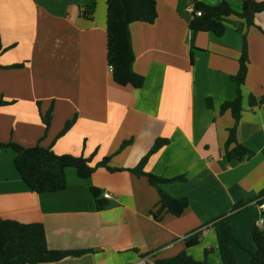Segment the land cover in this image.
I'll use <instances>...</instances> for the list:
<instances>
[{
    "label": "crops",
    "instance_id": "1",
    "mask_svg": "<svg viewBox=\"0 0 264 264\" xmlns=\"http://www.w3.org/2000/svg\"><path fill=\"white\" fill-rule=\"evenodd\" d=\"M94 1L92 18L86 19L81 12L90 0H0V99L13 102L0 107V141L25 148L39 143L56 155L91 157V167L111 157L109 166L119 170L97 168L79 178L67 168L64 190L38 194L16 171L13 151L1 149L0 218L42 224L50 249L92 251L42 264H132L183 251L196 261L222 264L212 222L231 215L235 239L250 248L253 226L264 212L254 204L264 199V12L256 15L255 26L241 32L236 27L242 21L231 17L222 37L204 32L192 37V0H155L153 24L129 25L132 68L144 77L143 86L134 89L112 79L106 62V0ZM226 1L241 12L243 0ZM244 40L248 62L237 139L254 155L237 162L225 157L227 130L234 122L219 108L235 97L230 78ZM16 64L24 66L5 68ZM50 107L45 133L41 115ZM74 116L71 128L54 140ZM157 139L167 144L149 157L144 171L185 177L161 186L171 197L187 198L180 216L156 214V189L127 171ZM91 188L99 191L104 209H96ZM238 203L248 210L233 213ZM201 229L206 230L200 243L187 248L185 237ZM232 249L239 264L249 263L248 252Z\"/></svg>",
    "mask_w": 264,
    "mask_h": 264
},
{
    "label": "trees",
    "instance_id": "2",
    "mask_svg": "<svg viewBox=\"0 0 264 264\" xmlns=\"http://www.w3.org/2000/svg\"><path fill=\"white\" fill-rule=\"evenodd\" d=\"M193 12L192 19L189 21L188 28L192 37L200 32L211 33L220 38L224 35L229 18L235 17L242 21V25L236 27L241 32L242 27L248 28L254 25L257 14L264 12V0H243L242 10L236 13L231 9L226 0H219L215 5H210L201 0H192ZM95 1L90 0L81 12L86 19L92 18ZM196 11L201 14L197 16ZM157 18L155 0H106V62L110 68L112 79L119 86H131L140 89L144 84V77L133 71L134 54L131 46L129 25L134 22L153 24ZM260 29V28H259ZM261 30V29H260ZM262 33L264 31L261 30ZM3 52L0 38V54ZM247 45L245 40L241 54L238 58V69L235 75L231 76V81L235 85V97L225 101L220 105L219 114L229 111L234 125L227 130V139L224 143V154L227 160L242 162L253 157L254 153L244 147L237 139V124L242 114V94L241 87L244 83L247 72ZM23 64L10 65L6 69H16L23 67ZM254 97L249 96V104L255 105ZM0 99V107L11 105ZM208 108H212L211 101L206 100ZM52 107L41 115L45 133L51 123ZM76 116L66 121L63 128L56 135L54 140L62 137L74 124ZM42 140V138L40 139ZM40 142V141H39ZM129 142L122 144L124 148ZM167 144L164 139H157L150 151L141 158L139 163L132 169H127L137 177H145L150 186L154 187L159 195V207L156 214L165 211L174 216H180L188 206L185 197L174 198L168 195L162 185L173 181H185L184 176L174 178H164L153 173L144 171L145 164L149 157L156 153L160 148ZM9 148L14 153L13 164L31 192L34 193H53L62 191L66 188L65 170L73 168L77 177L88 178L97 168H105L110 172L113 169L109 166L111 157H105L94 167L90 166L91 157H76L68 154L56 155L50 148L37 145L25 148L13 142H1L0 150ZM97 210L104 209L107 205L100 201L99 191L91 188ZM261 195H264L262 193ZM256 205L264 204V199L254 202ZM249 206L242 203L236 204L232 211H246ZM264 216V212L261 214ZM156 217V215H154ZM231 215L223 216L212 222L217 248L222 264H239L235 258L232 246H238L250 255L248 264H264V226L261 228L253 226L252 242L250 248L242 245L233 235L229 220ZM209 227H206L208 229ZM204 230L193 231L184 239L187 248L194 247L200 243ZM91 250H53L47 246L43 225L40 223H21L14 220L0 218V264H42L57 262L67 257H80ZM154 264H208L206 261H196L185 251L174 257L158 259Z\"/></svg>",
    "mask_w": 264,
    "mask_h": 264
},
{
    "label": "built area",
    "instance_id": "3",
    "mask_svg": "<svg viewBox=\"0 0 264 264\" xmlns=\"http://www.w3.org/2000/svg\"><path fill=\"white\" fill-rule=\"evenodd\" d=\"M195 14L197 16H200L201 13L199 11H196ZM102 197L104 199H109L110 195L108 193L104 192L102 194ZM259 208L261 210H264V204L259 205ZM255 226L258 228H261L262 226H264V216L261 215V217L255 222ZM203 230L205 231L206 229H203ZM132 264H154V261L152 262V256L149 255V256H145V257L140 258L138 261H136L135 263H132Z\"/></svg>",
    "mask_w": 264,
    "mask_h": 264
}]
</instances>
